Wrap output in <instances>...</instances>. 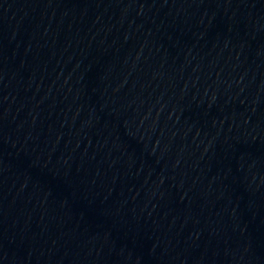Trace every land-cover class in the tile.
I'll use <instances>...</instances> for the list:
<instances>
[{
  "label": "water",
  "instance_id": "obj_1",
  "mask_svg": "<svg viewBox=\"0 0 264 264\" xmlns=\"http://www.w3.org/2000/svg\"><path fill=\"white\" fill-rule=\"evenodd\" d=\"M0 264H264V0H0Z\"/></svg>",
  "mask_w": 264,
  "mask_h": 264
}]
</instances>
